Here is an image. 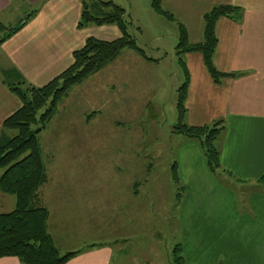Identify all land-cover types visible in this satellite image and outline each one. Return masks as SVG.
I'll return each mask as SVG.
<instances>
[{
  "label": "crops",
  "instance_id": "1",
  "mask_svg": "<svg viewBox=\"0 0 264 264\" xmlns=\"http://www.w3.org/2000/svg\"><path fill=\"white\" fill-rule=\"evenodd\" d=\"M221 4L235 7L216 22L213 60L226 76L215 82L200 52L182 57L188 83L184 121L202 126L221 120L224 128L217 140L222 168L216 173L199 142L184 138L177 144L181 256L185 264H264V0L161 2L186 28L191 43L202 41L204 14ZM82 10V0H0V39L32 15L0 43V134L5 119L22 104L7 83L21 78L43 86L72 63L73 52L88 37L120 35L114 25L109 35L90 34L93 27L79 26ZM15 206L16 198L0 189V213ZM81 250L65 264H118L113 259L117 249L109 243ZM0 264L23 263L4 256Z\"/></svg>",
  "mask_w": 264,
  "mask_h": 264
},
{
  "label": "rangeland",
  "instance_id": "2",
  "mask_svg": "<svg viewBox=\"0 0 264 264\" xmlns=\"http://www.w3.org/2000/svg\"><path fill=\"white\" fill-rule=\"evenodd\" d=\"M82 1L93 8L101 0ZM102 1L125 10L128 32L157 61L126 49L58 99L39 131L48 231L62 252L109 243L118 264H178L183 191L174 161L185 137L173 129L184 82L176 54L180 29L152 0ZM113 25L118 28L87 27L90 34L109 35Z\"/></svg>",
  "mask_w": 264,
  "mask_h": 264
},
{
  "label": "trees",
  "instance_id": "3",
  "mask_svg": "<svg viewBox=\"0 0 264 264\" xmlns=\"http://www.w3.org/2000/svg\"><path fill=\"white\" fill-rule=\"evenodd\" d=\"M162 0H152L158 13L174 20L161 5ZM93 10H95L93 12ZM235 10L231 5H216L203 16V39L191 43L186 28L178 23L180 33L176 54L184 66L183 55L200 52L204 64L215 82L226 74L218 71L214 64V53L218 43L216 22L220 17L230 16ZM28 15L16 27L9 30L0 39V43L19 30L31 17ZM125 10L111 1H100L89 8L83 2L79 21L80 27L89 24H115L120 35L112 40L94 36L86 39L83 47L73 52L72 63L59 75L43 86H35L21 79L17 83H7L10 90L21 100V106L3 123L0 134V189L16 198L14 210L0 213V257L15 256L23 264H65L82 250L62 252L54 243L48 231L49 210L40 201V190L47 182L46 164L39 139V131L47 125L53 116L58 99L67 94L76 84L88 76L102 70L116 60L124 50L137 51L143 58L150 60L145 51L138 46L135 38L128 32V22L124 18ZM187 81L179 90L178 123L174 132L200 143L207 165L211 172L220 170V151L216 141L223 130V121L212 125L193 126L184 121L186 114ZM37 125V128L33 126ZM177 166L174 164V179L179 181ZM260 181L264 187V175ZM95 246V245H93ZM175 261L185 264L181 256V247L174 248Z\"/></svg>",
  "mask_w": 264,
  "mask_h": 264
}]
</instances>
